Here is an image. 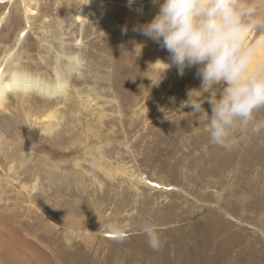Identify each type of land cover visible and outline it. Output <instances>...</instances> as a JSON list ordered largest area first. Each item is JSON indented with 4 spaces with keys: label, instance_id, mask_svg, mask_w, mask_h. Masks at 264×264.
Returning a JSON list of instances; mask_svg holds the SVG:
<instances>
[{
    "label": "rangeland",
    "instance_id": "rangeland-1",
    "mask_svg": "<svg viewBox=\"0 0 264 264\" xmlns=\"http://www.w3.org/2000/svg\"><path fill=\"white\" fill-rule=\"evenodd\" d=\"M25 3L35 13L27 16ZM153 5L0 0V20L8 13L0 63L17 53L14 62L53 68L62 43L79 53L89 77L99 34L102 52L117 57L102 65L109 71L105 88L93 91L92 77L72 81L60 133L45 136L36 127L42 98L30 105L31 118L22 113L19 122L32 136L21 151L24 162L12 161L8 150L10 157L0 159L6 164L0 166V264H264V132H237L230 148L210 142L205 119L181 106L201 85L196 67L178 75L163 63L170 62L166 49L133 31L152 18ZM80 11L86 17L76 23ZM137 39L148 43L142 61L120 62L123 54L131 57ZM81 85L88 87L84 99L75 90ZM115 101L117 108L106 105ZM10 111L2 124L15 115ZM255 117L264 119V108ZM2 133L15 141L10 130ZM146 223L158 229L159 250L148 246Z\"/></svg>",
    "mask_w": 264,
    "mask_h": 264
},
{
    "label": "clouds",
    "instance_id": "clouds-1",
    "mask_svg": "<svg viewBox=\"0 0 264 264\" xmlns=\"http://www.w3.org/2000/svg\"><path fill=\"white\" fill-rule=\"evenodd\" d=\"M133 31L166 49L170 62L163 63L175 66L178 75L196 67L201 85L181 106L205 119L211 143L230 148L237 132H264V119L255 117L264 108V67L259 64L264 0H163L156 14ZM253 33L257 38L249 40ZM33 87L30 75L10 73L0 80V98ZM142 232L148 246L159 250L156 226L146 223Z\"/></svg>",
    "mask_w": 264,
    "mask_h": 264
},
{
    "label": "bare ground",
    "instance_id": "bare-ground-1",
    "mask_svg": "<svg viewBox=\"0 0 264 264\" xmlns=\"http://www.w3.org/2000/svg\"><path fill=\"white\" fill-rule=\"evenodd\" d=\"M25 1H27V0H25ZM162 2L163 1H159V3L152 6L151 11H150L151 17H153L156 14V12L159 9V4ZM28 3H25V12H26L27 16L29 13H35L32 6ZM7 12H10V10H8ZM6 16H8V13H6V15L2 16V20H0V27H1V22L3 21V18H5ZM74 16H75L74 21L76 23L79 20L86 17L84 11H80L77 14H75ZM96 28H92L93 31H95ZM99 35H100V39H98L97 42H95L93 40V43L95 46H91L92 48L95 49L93 56L97 60V61L96 60L92 61L91 66H90V70L94 71V73L90 72V75H89V77L93 78L91 81L94 85V87L92 89L93 91L100 88L101 85H102V87L105 88L107 82H105L103 80L106 79V81H107L109 79V77L105 76L106 73H109L108 68L104 72L105 67L103 69L102 65H104V66H107L110 64L113 65L114 60L115 59L117 60V57H115V55L110 58L106 52H102V34H99ZM254 36H255V38H257V35L255 33H253V34L249 35L248 39H250V38L252 39ZM22 40H23L22 37L20 38V36H19L18 41L20 42ZM137 40L139 41L140 39H137ZM108 41H110L111 43L115 41L116 44L115 43L114 44L118 45L116 48H118L119 50L121 49L119 46L124 45V44H121L123 40L120 36L116 37L114 39V41L110 40L108 38ZM82 44H83V39H80L79 42L77 41L75 46L80 49ZM146 45H148L147 42H145V43H141L140 41L136 42L135 47H133L131 50V52H132L131 57H129L128 54L127 55L123 54L120 57V58H122V59H120V62L121 61H127V62H129V65L137 64V61L134 59L136 57L137 60H140L142 58V56H144ZM66 46L67 45L62 44V43L60 46H58L59 47L58 49L60 52H62V55H58V57L60 59L58 60V57H57L56 63L54 64L55 66H53V68H51V66L46 67L45 66L46 64H45L43 69H37L41 66L37 65L38 67L34 68L35 66L32 67L31 65L26 64L24 62L21 63V62H18L17 60L14 62L13 61L14 57L19 58V56H17L16 52H15L16 54L13 57V59H12V57H11V59H7L9 54H6L7 58L4 57L1 60V63H0V80H4L10 73L28 74L33 78L34 87L30 88V89L25 88L21 91H18L14 96H9L6 98H0V159H1V157L3 159H7L8 157H10L9 153L12 152L13 153V156H11V157H13L12 161L23 160V162H24V157H23L24 154H22L21 151L25 150V145H28V143L25 140L26 136H28L27 138H29V140H32V136H31L29 131H27L24 127H23L24 129L22 128L21 125H23V124H20L19 121L24 117L22 115V113H24V112H25L24 114L27 115L28 118H31L30 115L32 113L28 110L30 108V105L37 103L36 100H39L38 98H42L43 102L41 101V103L38 104V106H36L39 109H37V115L34 117V122H35L36 127L39 129L40 133L45 135V136H50L52 134L60 133L61 130L64 129V127L60 128L61 125L65 126V124L62 123L64 120L61 122V120L64 119V117L62 115V108L65 110L67 108V105H69L71 103V101L73 102V97H71L72 95L68 91L69 86L72 85V81L75 85H77V84H81L84 81H88V79H90L87 76L88 74L86 75V71H84V69L86 70V68L83 67V62L81 61V57L79 56V53L66 52V49H67ZM149 46H150V44H149ZM125 47H126V45H125ZM112 49H113V47H112ZM154 49L155 50L158 49V46L156 48L154 46ZM113 50H116V49H113ZM152 52H154V51H152ZM156 52H158V51H156ZM124 53H125V51H124ZM157 54H160V53H157ZM140 61H142V59ZM259 64H260V66L264 67V51L261 52V55L259 57ZM109 67H111V66H109ZM254 67H255V65H254ZM88 68H89V66H88ZM101 73H102V78H101ZM77 75H79L80 78L76 77ZM98 76L101 79L97 78ZM130 82H132V81H130ZM77 87H78V89H77ZM87 89H88L87 86L81 85L80 88H79V86H76L75 90H76L77 95L81 94L79 97L80 99H84L82 97L83 95H88L86 93ZM117 101L113 102V104H110L108 102V104H106V105H108L109 107H112V108H117L118 105L115 104ZM120 106H121V104H120ZM12 109H15V115L14 116L12 115L11 117L6 119L7 124L5 122H4L5 125H4V123L2 124L1 121H2V118H4L3 115L6 112H8L7 114H9V111L10 110L12 111ZM64 110H63V112H64ZM17 111H21V113L17 114ZM70 115L74 116L73 114H70ZM21 121H23V120H21ZM101 122H102V120H101ZM2 128L10 130L12 133H14L15 134V141L10 140L9 135L12 137L11 134H3ZM3 135H4V137H3ZM7 150L10 152H8ZM9 160L11 161V159H9ZM0 166L6 167L5 162L3 161V164L1 163ZM19 167H20V165H19ZM11 169L12 168H10L9 170H11ZM143 179L144 178H142V180ZM2 188L3 187L1 184L0 189H2Z\"/></svg>",
    "mask_w": 264,
    "mask_h": 264
}]
</instances>
